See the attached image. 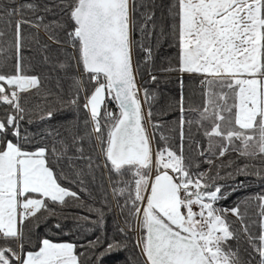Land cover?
I'll list each match as a JSON object with an SVG mask.
<instances>
[{"label": "snow or ice", "instance_id": "obj_1", "mask_svg": "<svg viewBox=\"0 0 264 264\" xmlns=\"http://www.w3.org/2000/svg\"><path fill=\"white\" fill-rule=\"evenodd\" d=\"M239 177L264 0H0V264H264V193L218 206Z\"/></svg>", "mask_w": 264, "mask_h": 264}, {"label": "trees", "instance_id": "obj_2", "mask_svg": "<svg viewBox=\"0 0 264 264\" xmlns=\"http://www.w3.org/2000/svg\"><path fill=\"white\" fill-rule=\"evenodd\" d=\"M167 2V0H165V3ZM162 14H166V10L163 9V8H159L157 9V12H156V15L158 18H162ZM174 49H171L169 47V45L165 44L163 49L161 50V57H164V56H170L174 53ZM147 86V85H146ZM161 89L164 90V84L163 82L161 83L160 85ZM169 89H174V85H169ZM169 94L171 95H175V92L174 91H171V92H168V91H165V96L167 97ZM164 103V101H161V104H157L156 107L153 109L154 112H158L161 105ZM109 108L110 110H113V111H116V108H115V105L114 104H109ZM176 116L177 114L176 113H170L168 116L165 117V120L167 122V125H171L172 122L176 119ZM234 158V157H232ZM205 167H207L205 165ZM223 175V173H222ZM239 180H244V184L245 186L242 187V188H239V190L237 192H235L231 198L227 201H224V200H221L218 204V206H222V207H231V206H234L236 203H238L239 201L241 200H244L248 197H252L254 195H256L257 193H264V182H261L259 180H257L255 177H249L245 180L244 177H239L238 178ZM67 183V182H66ZM220 183L222 184H233L234 182L231 181V180H221ZM73 189L74 190H78L75 188L74 185H72ZM228 190V189H226ZM254 210V209H252ZM70 211H79L78 209H70ZM86 214V213H84ZM230 219H235L234 217H230ZM114 223H115V216L110 214L107 218V222H106V227L109 231V234H111L112 232V229H113V226H114ZM67 224V227H73V222L71 220L67 221L66 222ZM237 227H239V222H237L236 224ZM41 232H44L45 229L44 228H41L40 229ZM99 234V233H97ZM58 238H61V239H77L79 240L80 242H83V238L78 236V235H74V236H69V237H58Z\"/></svg>", "mask_w": 264, "mask_h": 264}]
</instances>
